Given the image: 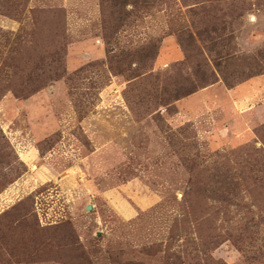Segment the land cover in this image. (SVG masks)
Here are the masks:
<instances>
[{
    "label": "rangeland",
    "instance_id": "obj_1",
    "mask_svg": "<svg viewBox=\"0 0 264 264\" xmlns=\"http://www.w3.org/2000/svg\"><path fill=\"white\" fill-rule=\"evenodd\" d=\"M0 264H264V0H0Z\"/></svg>",
    "mask_w": 264,
    "mask_h": 264
},
{
    "label": "trees",
    "instance_id": "obj_2",
    "mask_svg": "<svg viewBox=\"0 0 264 264\" xmlns=\"http://www.w3.org/2000/svg\"><path fill=\"white\" fill-rule=\"evenodd\" d=\"M196 92H198V90H197V89H193V90L189 91L188 93H186L185 95L188 96V95H191V94L196 93ZM176 99H177V98H176ZM47 246H48L47 243L45 244V248H44L43 245H41V243H40V244H37V246H35L36 249H34L33 253L41 252V251H43L44 249H46Z\"/></svg>",
    "mask_w": 264,
    "mask_h": 264
},
{
    "label": "crops",
    "instance_id": "obj_3",
    "mask_svg": "<svg viewBox=\"0 0 264 264\" xmlns=\"http://www.w3.org/2000/svg\"><path fill=\"white\" fill-rule=\"evenodd\" d=\"M251 85H252V82H251V83L249 82L248 84H246V85H244V86H251ZM249 94H250V93L248 92V93L245 94V95H239V97H240V96H241V97H240L238 100H246V98H248V96H250Z\"/></svg>",
    "mask_w": 264,
    "mask_h": 264
},
{
    "label": "water",
    "instance_id": "obj_4",
    "mask_svg": "<svg viewBox=\"0 0 264 264\" xmlns=\"http://www.w3.org/2000/svg\"><path fill=\"white\" fill-rule=\"evenodd\" d=\"M89 210L92 211L93 210V207L92 206H89Z\"/></svg>",
    "mask_w": 264,
    "mask_h": 264
},
{
    "label": "bare ground",
    "instance_id": "obj_5",
    "mask_svg": "<svg viewBox=\"0 0 264 264\" xmlns=\"http://www.w3.org/2000/svg\"><path fill=\"white\" fill-rule=\"evenodd\" d=\"M22 154V153H21Z\"/></svg>",
    "mask_w": 264,
    "mask_h": 264
}]
</instances>
